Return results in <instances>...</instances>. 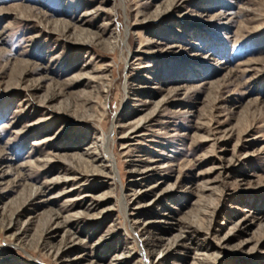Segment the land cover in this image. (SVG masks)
<instances>
[{"label":"rangeland","instance_id":"rangeland-1","mask_svg":"<svg viewBox=\"0 0 264 264\" xmlns=\"http://www.w3.org/2000/svg\"><path fill=\"white\" fill-rule=\"evenodd\" d=\"M0 264H264V0H0Z\"/></svg>","mask_w":264,"mask_h":264},{"label":"bare ground","instance_id":"bare-ground-1","mask_svg":"<svg viewBox=\"0 0 264 264\" xmlns=\"http://www.w3.org/2000/svg\"><path fill=\"white\" fill-rule=\"evenodd\" d=\"M103 139H104V138H103ZM109 140H110V139L108 138V142H107V144H104V142H103V145H105L106 151L108 152V156H107V155H106V156H103V154H102V155H101V156H102V159H106V160H108V158L111 156V154H110V152H109V149H108V148H109ZM99 144H100V143H99ZM101 149H102V148H101ZM101 149H100V150H101ZM102 151H103V150H101V152H102ZM102 153H103V152H102ZM110 158H112V157H110ZM82 159H83V158H82ZM109 162H110V161L108 160V163H109ZM111 163H112V162H111ZM76 175H77V174H76ZM36 188H37V187H36ZM39 190H40V189H39ZM37 191H38V189H35L34 192H33V194H36ZM38 193H39V192H38ZM34 196H35V195H34ZM125 206H126V205H125ZM78 214H79V213H78ZM51 216H52V215H51ZM51 216H50V218H49V221H50V222H51L52 219L54 218V217H53L54 215H53L52 217H51ZM53 222H54V221H53ZM57 225H58V224H57ZM178 238H179V237H178ZM178 240H181V239H178ZM178 240H177L176 242H180V243L183 242V241H178ZM157 244H158V243H157ZM155 246H157V245L154 244L153 248H154ZM59 252H60V250L58 251V253H59ZM58 253H57V254H58ZM128 255H129V254H128ZM128 255H127V256H128ZM142 256H143L144 259L146 258V255H145V254H143Z\"/></svg>","mask_w":264,"mask_h":264}]
</instances>
